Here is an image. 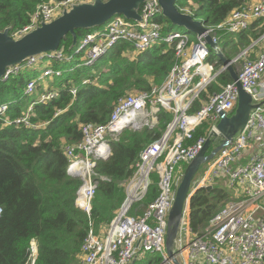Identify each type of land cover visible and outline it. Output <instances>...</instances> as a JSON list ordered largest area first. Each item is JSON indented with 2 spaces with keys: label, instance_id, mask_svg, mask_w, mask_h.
I'll return each mask as SVG.
<instances>
[{
  "label": "built area",
  "instance_id": "built-area-1",
  "mask_svg": "<svg viewBox=\"0 0 264 264\" xmlns=\"http://www.w3.org/2000/svg\"><path fill=\"white\" fill-rule=\"evenodd\" d=\"M93 1L52 0L42 3L32 14L30 23L11 35L21 36L41 22L53 20L75 3ZM186 12L194 16L192 10ZM140 14V20L116 14L103 28L88 32L71 53L58 48L29 56L22 63L8 66L0 77L8 80L27 70L34 72V76L27 80L25 94L37 93V96L23 115L13 121L7 120V123L24 124L35 129L41 126L31 121L35 106L60 95L61 87L50 84L55 77L82 67H92L119 41L132 43L134 52H143L161 41L175 43L176 62L160 86L120 97L107 123L83 124V139L66 147L67 173L82 181L76 205L89 218L88 231L81 246L83 264H134L147 252L161 253L164 260L167 259L165 241L169 212L185 167L200 151L214 122L220 117L219 113H233L238 101V87L232 80L220 92L212 94L198 111L190 112L201 93L227 70L226 65L221 63L216 67L217 61L208 60L210 47L205 35L210 34L218 42L222 33L248 29L257 20L264 24V0L247 1L216 25L206 23L207 31L196 35L195 41L179 31L162 34L163 13L159 0L144 1ZM262 41L264 33L230 62L236 68L244 58L241 69H236L238 79L245 89L259 98L262 96L258 88L264 78V47L255 57L250 54L256 53L255 48ZM55 61L72 64L66 69L56 68L53 66ZM88 83H92L90 76L82 79V84ZM77 90V86H70L73 98ZM11 102L0 103V117L7 113ZM162 108L173 113L172 121L157 139L142 149L140 159L135 163V172L121 183L126 194L124 202L113 219L101 231H96L91 211L99 183L95 171L97 161L110 157L112 141L118 140L125 128L134 131L154 128ZM63 110L59 109L55 116ZM205 121L211 124L207 136L189 143L196 128ZM254 145L258 147L257 152L246 154L245 150ZM153 174L155 180H152ZM219 178L226 179L236 198L229 200L204 230L196 234L190 226V198L198 189L214 185ZM153 182L157 183L159 192L151 202L143 204ZM190 195L179 233L178 257L183 264H264V108L255 111L241 135L203 166L193 180ZM2 213L0 206V217ZM37 259L38 242L33 238L24 264H36Z\"/></svg>",
  "mask_w": 264,
  "mask_h": 264
},
{
  "label": "trees",
  "instance_id": "trees-1",
  "mask_svg": "<svg viewBox=\"0 0 264 264\" xmlns=\"http://www.w3.org/2000/svg\"><path fill=\"white\" fill-rule=\"evenodd\" d=\"M49 1L52 0H0V30L10 27V34H13L22 29L30 23L38 6ZM247 1L176 0V5L182 11L204 12L206 23L216 25ZM168 21L162 15L163 35L171 32ZM92 30L76 29L78 42ZM263 33L264 24L257 20L248 29L222 33L218 42L231 59V51H243ZM72 42V35L68 34L59 48L69 54L73 51ZM134 48L130 42L119 41L92 67H82L55 77L53 83L61 87L60 95L35 106L31 121L41 125L35 129L24 124L7 123V120L13 121L23 115L29 101L37 96V93L25 94L29 70L8 80L0 79V103L12 101L7 113L0 117V206L3 208L0 264H24L33 238L38 242L36 264H83L81 246L88 231L89 218L76 205L82 181L67 173L66 147L83 139V124L107 123L120 97L160 86L176 62L175 43L161 41L143 52H134ZM208 60L217 61L216 67L221 65L212 49ZM64 65L71 64L53 62L56 68ZM86 76L91 77L92 83L82 84ZM231 81L228 70L221 72L194 101L190 112L198 111L202 102L209 100L208 94L220 92ZM72 85L78 87L75 98L70 92ZM59 109L64 110L55 116ZM172 119L173 113L162 108L154 128L137 131L125 128L119 139L112 141L110 157L97 161L95 171L99 183L91 211L96 231H101L113 219L124 202L126 194L121 183L135 172V163L139 161L142 149L157 139ZM210 128L208 121L203 122L189 143L207 136ZM222 179L224 181L214 183L210 190L198 189L190 198V226L196 234L204 230L229 200L236 198L226 179ZM158 192V185L153 182L143 204L151 202ZM147 254L157 255L149 264H161L164 259L161 253L151 252L138 259Z\"/></svg>",
  "mask_w": 264,
  "mask_h": 264
},
{
  "label": "water",
  "instance_id": "water-1",
  "mask_svg": "<svg viewBox=\"0 0 264 264\" xmlns=\"http://www.w3.org/2000/svg\"><path fill=\"white\" fill-rule=\"evenodd\" d=\"M144 1L146 0H94L75 3L70 9H64L53 20L43 21L19 37H13L10 34V27L0 30V77L8 66L22 63L29 56L57 50L68 34H71L73 38L72 49L78 42L76 29L101 27L116 14H121L128 19L140 20V7ZM159 2L163 16L173 24L183 26L197 36L207 31L206 20L200 21L190 13L180 10L176 0H159ZM205 39L218 60L226 65L232 80L236 82L238 101L233 113L227 114L225 111L219 113L220 117L214 122L200 151L185 167L169 212L165 241L167 259L164 263L171 261L173 264H183L178 257L179 233L196 175L222 148L241 135L255 111L264 108V97H256L252 91L242 86L236 68L230 63L231 59L225 55L219 43L214 41L210 34H206ZM212 188L213 185L207 186L208 190Z\"/></svg>",
  "mask_w": 264,
  "mask_h": 264
},
{
  "label": "rangeland",
  "instance_id": "rangeland-1",
  "mask_svg": "<svg viewBox=\"0 0 264 264\" xmlns=\"http://www.w3.org/2000/svg\"><path fill=\"white\" fill-rule=\"evenodd\" d=\"M195 8V7H194ZM195 10H192V12H193V14H194V17L196 18V19H198V20H200V21H204V20H206L205 19V17H206V15H205V13L204 12H199V13H197L196 11L194 12ZM62 13V12H61ZM61 13H59L58 14V16L61 14ZM167 27L171 30V31H179V32H182V33H186V34H188L189 36H190V38L191 39H193V38H195L196 37V34L195 33H192V32H189V31H187L183 26H179V25H176V24H173L170 20L168 21V23H167ZM97 28H99V27H97ZM93 30L94 29H96V27L95 28H92ZM223 35V34H222ZM221 35V36H222ZM79 45V44H78ZM73 48H77V46H74ZM73 48L71 49V50H73ZM238 54V53H237ZM234 57V56H233ZM232 57V58H233ZM243 60H244V58H241L240 59V61L236 64V69L237 70H240L241 69V66H242V64H241V62H243ZM70 64H72V63H70ZM70 66V65H69ZM69 66H67V65H64V66H62L63 68H68ZM37 68H39V66H37ZM41 70H39V72H40ZM39 72H36V75H38L39 74ZM34 76V72H32V71H28V73H27V77H33ZM50 84H53V85H55V83H53V82H50ZM31 101H29V103H30ZM29 105V104H28ZM257 150H258V147H257V145H254V146H251V147H249V148H247L246 150H245V152H246V154H248V155H251V154H254L255 152H257ZM203 168V167H202ZM202 168L200 169V171L202 170ZM199 171V172H200ZM198 172V173H199ZM154 175L155 174H153L152 175V180H155V177H154ZM222 181H224V179H222V178H219L216 182H218V183H220V182H222ZM215 182V183H216ZM229 187V186H228ZM157 255H151V254H147V256L145 257V258H142V259H138L134 264H149V262H150V260H153L155 257H156ZM162 263H164V259H163V261H162ZM161 263V264H162Z\"/></svg>",
  "mask_w": 264,
  "mask_h": 264
},
{
  "label": "crops",
  "instance_id": "crops-1",
  "mask_svg": "<svg viewBox=\"0 0 264 264\" xmlns=\"http://www.w3.org/2000/svg\"><path fill=\"white\" fill-rule=\"evenodd\" d=\"M251 1H253V2H256V1H258V0H251ZM259 27V25L258 26H256V28H258ZM264 47V41H262L261 43H260V46L259 47H257V48H255V50H257L256 51V53L254 54V53H252V57H255L256 56V54L262 49ZM224 51V50H223ZM237 54V52L235 51H231V55H232V57L233 56H235ZM258 91H259V93H260V95L262 96V97H264V78H263V80L261 81V83H260V86H259V88H258ZM212 94H208V96L210 97ZM207 102V101H206ZM205 101L204 102H202L203 104L204 103H206Z\"/></svg>",
  "mask_w": 264,
  "mask_h": 264
}]
</instances>
